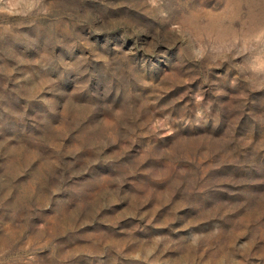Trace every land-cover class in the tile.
<instances>
[{"label":"rangeland","instance_id":"obj_1","mask_svg":"<svg viewBox=\"0 0 264 264\" xmlns=\"http://www.w3.org/2000/svg\"><path fill=\"white\" fill-rule=\"evenodd\" d=\"M0 264H264V0H0Z\"/></svg>","mask_w":264,"mask_h":264}]
</instances>
